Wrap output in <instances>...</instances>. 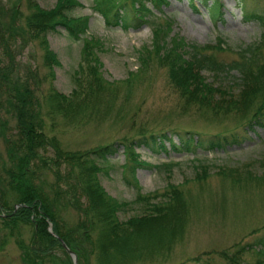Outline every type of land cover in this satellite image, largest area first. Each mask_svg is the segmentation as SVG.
<instances>
[{
  "label": "trees",
  "instance_id": "1",
  "mask_svg": "<svg viewBox=\"0 0 264 264\" xmlns=\"http://www.w3.org/2000/svg\"><path fill=\"white\" fill-rule=\"evenodd\" d=\"M91 1L92 8L107 23L124 28L149 24L150 43L135 50L137 65L122 79L108 80L99 70L98 51L103 43L99 37L85 34L88 16L64 13L81 5L80 1L57 0L47 10L34 0H11L7 6L0 1V249L12 237L20 264H71L60 240L74 251L77 264H132L162 254L158 250H169L180 237L188 207L179 190L172 188L161 194L164 199H156L160 196L156 191L139 192L133 177L134 197L117 199L100 184L96 162V158L106 159L117 148L114 142L70 148L62 145L58 135L62 127L75 128L104 115L116 117L124 109L135 81L152 66L164 68L166 81L181 98L183 107L264 124L263 13L242 11L244 18L256 20L262 29L258 39L237 50L235 58L222 62L205 51L214 46L221 49V37L209 45L169 33L173 20L159 7L167 0ZM218 4L210 5L212 16L221 14ZM153 7L159 14L151 10ZM57 27L69 38L81 40L77 65L70 72L73 87L67 94L50 81L54 66L60 63L48 45L46 33ZM32 43L41 50L44 73L38 71L35 61L23 62L17 57ZM205 69L216 81L201 73ZM43 81H48L46 88L42 87ZM145 130L138 126L135 136H123L119 141L124 156L133 162L122 165L131 172L134 164L144 161L135 144L170 138L165 132L155 135ZM174 163L164 165L168 169ZM198 165L202 173L196 172L195 178L205 173V165ZM220 172L227 177L231 173L222 168ZM248 178L264 180V174L249 173ZM135 203L139 205L137 213L118 217V211ZM69 213L75 218L68 219ZM49 223L52 232L47 229ZM23 228L27 229L26 237ZM263 246L264 233L254 241L237 244L232 251L221 249L219 253L225 264H264ZM244 252L253 253V259L246 261ZM193 259L197 264L200 257ZM203 264L208 262L203 260Z\"/></svg>",
  "mask_w": 264,
  "mask_h": 264
},
{
  "label": "rangeland",
  "instance_id": "2",
  "mask_svg": "<svg viewBox=\"0 0 264 264\" xmlns=\"http://www.w3.org/2000/svg\"><path fill=\"white\" fill-rule=\"evenodd\" d=\"M0 1L7 6L11 0ZM34 1L46 10L57 3V0ZM78 1L81 5L63 11L68 16H88L85 34L95 35L103 43V49L98 51L103 77L108 80L126 77L128 70L137 65L135 50L150 43L149 24L142 22L124 28L107 23L92 8L91 0ZM208 3H220L221 14L212 16ZM159 7L173 20L169 33L176 32L186 41L209 45L221 37V49L214 46L205 50L217 61L235 58L237 50L258 39L262 29L256 20L244 18L242 11L264 14V0H167ZM151 10L159 14L158 8ZM46 39L60 63L54 66L50 81L58 91L67 94L73 87L70 72L77 65L81 40L69 38L59 27L47 32ZM261 51L264 53V40ZM17 57L23 62L35 61L38 71L45 72L37 43L22 48ZM201 73L208 80H215L208 70ZM48 81H43L42 87L46 88ZM136 81L120 114L100 116L75 128L62 127L58 133L62 145L82 149L113 141L117 148L106 159L96 158L100 166L97 178L105 191L117 199L134 197L133 177L137 179L139 192L156 191L160 195L156 199H164L161 194L172 188L181 192L188 209L180 237L169 250H158L162 254L132 264H195V256L200 257L197 264H203V260L208 264H225L219 253L221 249L232 251L237 244L254 241L264 233V180L248 178L249 173L264 174V124H256L254 119L212 116L202 108L183 107L181 98L166 81L164 68L154 65ZM138 126L155 135L165 132L170 138L135 144L139 158L144 161L134 164L131 172L122 165L133 162L124 156L119 141L123 136H135ZM186 135L177 141L179 136ZM169 161L175 163L167 169L164 163ZM198 163L205 165L201 178H195L196 172L202 173ZM220 168L231 173L224 176ZM137 211L139 205L135 203L117 214L124 219ZM66 217L73 219L75 215L69 213ZM22 235L27 236V229H22ZM244 256L246 261L254 257L247 252ZM0 264H20L19 250L12 237L0 249Z\"/></svg>",
  "mask_w": 264,
  "mask_h": 264
},
{
  "label": "water",
  "instance_id": "3",
  "mask_svg": "<svg viewBox=\"0 0 264 264\" xmlns=\"http://www.w3.org/2000/svg\"><path fill=\"white\" fill-rule=\"evenodd\" d=\"M48 230H49L50 232H52V231H51V228H50V225H48ZM57 237L60 239L59 236H57ZM61 244L67 249V247L65 246V244H64L63 241H61ZM67 251H68V253H69L70 257H71V260H72V263H71V264H76V256H75L74 252H72V251L69 250V249H67Z\"/></svg>",
  "mask_w": 264,
  "mask_h": 264
}]
</instances>
